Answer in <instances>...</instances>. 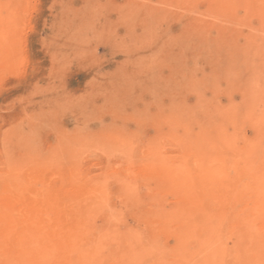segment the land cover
I'll list each match as a JSON object with an SVG mask.
<instances>
[{"label":"rangeland","instance_id":"rangeland-1","mask_svg":"<svg viewBox=\"0 0 264 264\" xmlns=\"http://www.w3.org/2000/svg\"><path fill=\"white\" fill-rule=\"evenodd\" d=\"M223 139L264 149V0H0V264H88L109 226L173 255V177ZM158 158L175 174L150 176Z\"/></svg>","mask_w":264,"mask_h":264},{"label":"bare ground","instance_id":"bare-ground-1","mask_svg":"<svg viewBox=\"0 0 264 264\" xmlns=\"http://www.w3.org/2000/svg\"><path fill=\"white\" fill-rule=\"evenodd\" d=\"M215 129L216 127L213 130ZM206 133L210 134L209 130ZM217 133L214 135L217 136ZM207 136L208 135H206V137ZM221 141L222 145L225 147L224 150L214 151L212 149V151L196 152V154L193 156V158L195 157V160L193 161L195 163V168L185 167V172L183 174L184 177L182 180H179L176 176L173 177V186L178 185L183 188L185 192L183 201L181 202L180 200V208L182 211L184 210V215L182 216L175 214L169 218H166V225H178L181 229H184L183 231H185L187 236L184 239H181L180 237L181 241H178L179 248L176 252L172 250L175 252L173 254L174 257H172V254H170L173 253L172 251L167 253L170 254L167 257L171 256L173 258L171 260L170 257L171 261H168V258L165 257V250L162 252L158 247H156L157 245L151 244L153 241L147 242L145 240V242L150 243L151 245H147L146 243L144 244V242H141L142 239L139 241L137 237V231L136 233L131 231H126L125 233H116L115 228V232L110 230L109 225L111 224L108 223L109 227L104 233L102 232L103 234H101L100 238L96 243H94L91 249L88 248V250H86L80 246V252L84 255L83 257H86V263L102 264V256L105 258L104 254L107 252L106 250L109 247V244L111 243L112 245L113 242H116L115 254H118L120 257L117 264H139L141 261H145L146 263L145 259L148 258L155 259L159 264H264V235L262 234V231L264 230H262V226L259 225V222L264 220V149L262 152L257 153L254 150V147L251 148L248 146L249 148L237 152L235 151V148L232 147V142L226 139ZM214 142H216L215 139ZM193 146L196 149L197 145ZM198 148L201 149L200 146ZM159 159L160 158H158V160L152 159L150 162L148 160L149 165L146 163L148 165H146L148 174L150 176L155 174L160 175V173L163 175L169 173L174 175V171L176 169H174V167L173 169L169 168V166H167L162 161H159ZM187 160H189V158ZM228 168H233L235 170L236 175L232 180L229 178L230 176H227ZM242 175L249 176L250 178V182H246L248 184L246 186H242L243 184L236 180ZM245 199L252 201L249 202L251 203V207L246 210L236 211V204L243 203L239 201H245ZM180 208L178 207V209ZM180 211L178 213H180ZM196 211H199V213H197L200 214L199 219L202 217L201 213L204 215L203 220L202 218L199 220L202 222L200 224H197L198 221H196L194 217L192 218V215H194ZM200 211L202 212L200 213ZM122 219L124 222V217H122ZM36 225L28 223V226H18L14 223H11L9 228L10 231H17L18 229L22 228L21 235H24L27 232L31 235L35 231L34 226ZM132 229L135 228L132 227ZM224 236L233 238V241L235 239V243L233 242L235 244L233 249H231L233 247V243L231 244V248H228L224 245ZM31 240L30 250L38 256H42L41 259L45 260L49 253L47 251V245L45 246L44 241H39L36 235H32ZM73 243L76 242H72L71 244ZM27 246L29 247V245ZM228 246L230 245L228 244ZM110 248L109 250H111ZM82 249L85 251H82ZM74 252L78 253L79 251L77 249V251ZM110 253L111 252H109V254ZM162 254H164V256H162ZM111 255L113 254L111 253ZM111 255L110 258L113 260ZM114 256L115 255H113V257ZM198 258L200 261L197 260Z\"/></svg>","mask_w":264,"mask_h":264}]
</instances>
